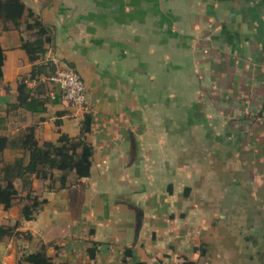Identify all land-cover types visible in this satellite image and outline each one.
<instances>
[{
  "label": "crops",
  "instance_id": "obj_1",
  "mask_svg": "<svg viewBox=\"0 0 264 264\" xmlns=\"http://www.w3.org/2000/svg\"><path fill=\"white\" fill-rule=\"evenodd\" d=\"M21 1L0 34L1 168L33 133L84 138L91 172L14 180L0 264H264V0ZM29 12L50 28L36 63ZM67 68L85 109L50 81Z\"/></svg>",
  "mask_w": 264,
  "mask_h": 264
},
{
  "label": "trees",
  "instance_id": "obj_2",
  "mask_svg": "<svg viewBox=\"0 0 264 264\" xmlns=\"http://www.w3.org/2000/svg\"><path fill=\"white\" fill-rule=\"evenodd\" d=\"M26 13L25 5L21 0H0V34L1 31L8 29V24L12 23L16 29H20L22 19ZM29 16L34 20L31 28L35 30L34 40L23 39V49L29 56L31 63H36L44 56L45 50L41 45L42 39L49 34L50 28L44 25L38 18H35L32 12ZM4 54L0 46V81L2 76V65ZM34 78V75L30 78ZM27 79H23L20 84V90L27 87ZM23 147L29 153V161L24 158L17 159L13 164H7L1 168L0 161V205L6 210L10 209L13 197L17 194L14 186L15 179L23 180L24 186L31 185V179L35 175L40 179L53 177V172L62 173L61 180L64 183L68 174L75 173L78 179L89 177L91 164L79 152L85 146L84 138L71 139L62 136L58 143H45L40 145L33 133L27 134L23 138ZM9 146L7 138L0 137V155ZM39 207L36 203L34 208ZM31 209L25 208L24 218L30 219ZM12 229L0 226V240L10 235ZM126 257H133L131 250L126 252ZM51 264V258L47 255L46 249L30 254L19 264ZM124 263H128L124 261ZM129 264V263H128ZM182 264H195L185 260Z\"/></svg>",
  "mask_w": 264,
  "mask_h": 264
},
{
  "label": "built area",
  "instance_id": "obj_3",
  "mask_svg": "<svg viewBox=\"0 0 264 264\" xmlns=\"http://www.w3.org/2000/svg\"><path fill=\"white\" fill-rule=\"evenodd\" d=\"M61 90L63 99L73 108L85 109L88 103L87 86L78 72L67 68L50 78Z\"/></svg>",
  "mask_w": 264,
  "mask_h": 264
}]
</instances>
